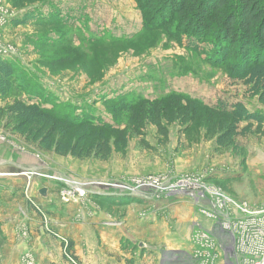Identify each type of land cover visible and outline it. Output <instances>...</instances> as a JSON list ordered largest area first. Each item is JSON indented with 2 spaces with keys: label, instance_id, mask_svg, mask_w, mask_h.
<instances>
[{
  "label": "rangeland",
  "instance_id": "1",
  "mask_svg": "<svg viewBox=\"0 0 264 264\" xmlns=\"http://www.w3.org/2000/svg\"><path fill=\"white\" fill-rule=\"evenodd\" d=\"M144 7L143 0H0V264H39L35 251L46 239L61 242L63 263L74 264L66 249L78 239L57 232L70 224L82 234L96 214L139 224L130 238L160 255L192 251L196 206L174 197L151 214L153 205L133 191L148 177H204L234 200L264 207L263 69L236 72L233 52L207 59L205 44L158 26ZM173 93L201 106L188 117L187 109H169L167 139L148 123L144 148L116 100ZM67 108L110 133L70 119L64 128L32 111L60 117ZM74 215L76 225L68 224Z\"/></svg>",
  "mask_w": 264,
  "mask_h": 264
},
{
  "label": "trees",
  "instance_id": "2",
  "mask_svg": "<svg viewBox=\"0 0 264 264\" xmlns=\"http://www.w3.org/2000/svg\"><path fill=\"white\" fill-rule=\"evenodd\" d=\"M145 2V17L156 20L158 26H172L174 32L190 42L205 44L207 59L223 57L226 61L232 52L237 54L236 72L243 73L247 69L261 68L264 71V0H143ZM239 57V58H238ZM215 60V59H214ZM244 66V68L242 67ZM116 105H123L128 112V126L134 137L142 138L148 123L154 125L158 133L167 139L169 134L163 119L169 109L186 111L191 114L192 107H200L201 103L189 96L170 94L158 97L153 101L145 97L140 99L120 98ZM41 115H48L59 121L58 125L66 128L64 121L70 119L74 127L83 129H98L102 133H110L104 126H97L88 120L87 114L79 115L71 108L59 110L60 117L45 109L33 110ZM105 128V129H104ZM144 148L150 146L141 140ZM122 197L127 202L141 203L139 200ZM122 202V201H121ZM115 201L112 203H121ZM67 257L74 264H82L72 252V246H67Z\"/></svg>",
  "mask_w": 264,
  "mask_h": 264
},
{
  "label": "built area",
  "instance_id": "3",
  "mask_svg": "<svg viewBox=\"0 0 264 264\" xmlns=\"http://www.w3.org/2000/svg\"><path fill=\"white\" fill-rule=\"evenodd\" d=\"M134 183L133 191H141L145 201L186 198L196 206L200 218L192 235L194 249L173 253V264H264V207L234 200L194 175L148 177Z\"/></svg>",
  "mask_w": 264,
  "mask_h": 264
},
{
  "label": "crops",
  "instance_id": "4",
  "mask_svg": "<svg viewBox=\"0 0 264 264\" xmlns=\"http://www.w3.org/2000/svg\"><path fill=\"white\" fill-rule=\"evenodd\" d=\"M181 202L179 200L177 204H181ZM148 203H150V206L153 205L150 210L151 214L157 215L163 208H166L165 201L158 204ZM92 208L96 209L97 207ZM91 210L93 211V209ZM68 211L71 212L70 210ZM69 217L68 224L73 222L76 225L74 222L75 215ZM91 218L94 228H85L82 234H76V229L72 228L70 224L62 226L60 231L57 232L59 238L67 236L71 237L73 241L78 239V242H73L72 252L82 264H173L171 262L173 253H190L193 251L167 249L162 251L160 255L157 247H151L150 245L148 248V244H144V247H141L142 242H137L130 238L132 237L130 228L138 229L139 224H133L134 226L127 225L128 227L124 223L113 224L110 220H107L108 217L103 218L97 214L91 216ZM193 227L195 226L193 225ZM45 242L46 244L42 242L40 245V250L35 251L39 264H64L62 259L64 255L63 244L61 242L57 243V241L51 242L50 239H46Z\"/></svg>",
  "mask_w": 264,
  "mask_h": 264
},
{
  "label": "water",
  "instance_id": "5",
  "mask_svg": "<svg viewBox=\"0 0 264 264\" xmlns=\"http://www.w3.org/2000/svg\"><path fill=\"white\" fill-rule=\"evenodd\" d=\"M47 192H48V189H47V188H43V189L40 190V194H41L44 198L47 197ZM140 246H141V247H144V244H141Z\"/></svg>",
  "mask_w": 264,
  "mask_h": 264
},
{
  "label": "bare ground",
  "instance_id": "6",
  "mask_svg": "<svg viewBox=\"0 0 264 264\" xmlns=\"http://www.w3.org/2000/svg\"><path fill=\"white\" fill-rule=\"evenodd\" d=\"M13 16V15H12ZM14 138V137H13ZM231 196V195H230ZM166 205V204H165Z\"/></svg>",
  "mask_w": 264,
  "mask_h": 264
}]
</instances>
